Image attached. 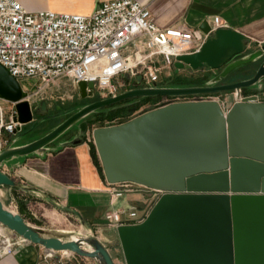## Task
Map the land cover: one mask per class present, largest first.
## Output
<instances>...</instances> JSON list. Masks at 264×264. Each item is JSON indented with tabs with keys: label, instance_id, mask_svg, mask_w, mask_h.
Masks as SVG:
<instances>
[{
	"label": "water",
	"instance_id": "1",
	"mask_svg": "<svg viewBox=\"0 0 264 264\" xmlns=\"http://www.w3.org/2000/svg\"><path fill=\"white\" fill-rule=\"evenodd\" d=\"M201 31L208 33L205 23ZM233 29H218L200 52L177 58L175 71L206 68L222 73L203 86L143 87L100 99L76 110L40 138L19 144L18 133L0 152V189L18 184L1 168L12 160L45 156L75 128L67 145L83 144L90 116L130 99H183L238 92H264V45ZM256 66L248 79L216 85L231 73ZM78 88L87 98L94 83ZM19 81L0 64V98L16 104V120L40 125L49 118L46 101L34 107ZM47 116V117H46ZM21 135V136H20ZM93 144L110 185L131 183L160 192L145 220L120 225L117 234L126 264H264V101L256 96L228 109L217 101L161 105L126 123L92 131ZM64 210L72 211L63 207ZM0 224L29 244L70 252L95 264H116L110 250L90 233L47 229L26 221L0 200Z\"/></svg>",
	"mask_w": 264,
	"mask_h": 264
},
{
	"label": "built area",
	"instance_id": "2",
	"mask_svg": "<svg viewBox=\"0 0 264 264\" xmlns=\"http://www.w3.org/2000/svg\"><path fill=\"white\" fill-rule=\"evenodd\" d=\"M209 32L185 25L162 28L155 24L148 7L137 0H111L101 4L89 16L56 13L50 10L29 12L17 0H0V64L18 81L35 80L31 96L62 78L79 83H94L88 96L108 99L131 90L136 78L143 87L161 83L164 72L175 69L177 58L201 51L206 40L218 29L226 28L220 17L209 24ZM128 76L129 81L119 80ZM264 93L245 96L235 92V102ZM213 96L168 99V105L179 102L218 101ZM30 102V101H29ZM222 107L230 108L226 101ZM16 104L0 98V152L23 130L17 118ZM119 186L115 188V186ZM111 185L116 198L131 191L134 184ZM155 193H160L151 190ZM150 213V212H149ZM148 212L136 208L106 213L109 227L142 223ZM128 217V224L123 220ZM28 242L0 224V258L12 255ZM57 255L64 264H74L77 255L46 251L45 260Z\"/></svg>",
	"mask_w": 264,
	"mask_h": 264
},
{
	"label": "crops",
	"instance_id": "3",
	"mask_svg": "<svg viewBox=\"0 0 264 264\" xmlns=\"http://www.w3.org/2000/svg\"><path fill=\"white\" fill-rule=\"evenodd\" d=\"M29 12L50 10L56 13H69L89 16L104 2L111 0H17ZM146 5L156 25L162 28L187 26L199 29L220 17L226 28L239 31L249 38L250 43L264 45V0H137ZM136 87L130 88L134 89ZM262 93V92H261ZM168 99V98H167ZM164 100L151 108L134 115L130 120L161 106ZM233 103L229 106L231 107ZM130 120L114 124L117 126ZM36 121V120H35ZM34 121V122H35ZM33 122V123H34ZM33 123H31L33 125ZM23 127L25 128L29 125ZM96 124V123H95ZM94 125V124H93ZM106 127V126H99ZM109 127V126H107ZM13 139V137L11 138ZM89 140L83 144L67 145V140H58L50 146L45 156L32 155L12 160L1 170L18 184L17 187L0 189V200L20 209L21 215L34 225L40 220L34 208L44 211L46 217L51 209L67 215L82 225L104 230V239L96 236L110 250L107 242L118 239L117 229L109 227L105 215L114 210L115 205L124 200L129 209L136 208L139 214L150 212L155 201L146 203L143 193L150 189L134 185L135 189L116 198L111 193L112 186L107 182L101 169V160ZM23 141L19 144H26ZM119 186H115L118 188ZM63 207L69 210H64ZM55 213L51 215L54 216ZM128 222V217L123 215ZM128 224V223H127ZM112 234L109 235L108 233ZM105 236V235H104ZM112 253V252H111ZM46 250L34 244H25L9 256L0 258V264H64L59 255L45 260ZM116 262V261H115ZM74 264H95L93 261L77 257Z\"/></svg>",
	"mask_w": 264,
	"mask_h": 264
},
{
	"label": "rangeland",
	"instance_id": "4",
	"mask_svg": "<svg viewBox=\"0 0 264 264\" xmlns=\"http://www.w3.org/2000/svg\"><path fill=\"white\" fill-rule=\"evenodd\" d=\"M250 50L254 49V44L250 43ZM207 69L204 70H192L190 68H185L184 70L179 71L176 73L175 69H173L170 72H164L160 86H173V87H192V86H203L205 85V82L208 80V72ZM119 80H125L129 81L128 76H121ZM21 87L23 90H26L29 93H32L36 86L37 82L35 80H28V81H19ZM143 86V84H141ZM133 87H136L134 85ZM254 89L257 91V87L255 86ZM251 89V88H250ZM213 97H216L219 99L217 102H219L220 105H222V102L226 101L228 105L230 106L235 101V92H225L223 94H215ZM95 99V96H88L87 98H82L79 88L77 85L73 83L72 80L68 78H62L55 82L54 85L48 87L46 90L42 92L40 95L31 96L28 101H30V104L34 107H39L40 103L44 100L47 103V108L49 109L48 115H57V118L52 119L50 121H46L44 123H41L40 125H29L27 128H25V134L22 137L21 141L19 143H22L25 141H32L37 138H40L47 132L51 131L53 128H55L57 125L62 123L67 117L72 115L76 110L80 109L84 105H87L89 102ZM137 99H130L127 102H123L117 105H113L110 107H107L103 110H101L105 115L108 113H111V118L114 116H119L122 114L121 109L123 107H129V110L126 112L125 115L119 116L115 118L114 120H103V122H98L94 125H92L89 128V132L87 136L84 138V140H89L90 147L97 152L96 148L93 147V137H92V131L93 129L100 128L99 126H113L114 124H118L120 122H124L127 120H130L134 115L145 111L149 108H151L156 102L164 100V103L168 102L167 98H161V97H152L149 99L144 100L145 103L140 104L139 102L134 101ZM132 103V104H131ZM130 104V105H127ZM136 106H138L137 110H133ZM107 113V114H106ZM94 116H90L88 120H92ZM121 125V124H120ZM78 135V131L75 128L71 132H69L66 136L62 138V140H71L74 136ZM15 137H13L14 139ZM12 139V140H13ZM101 169L103 171V168L101 166ZM104 174V173H103ZM136 186H133L131 188L135 189ZM151 190V189H150ZM147 192L143 193V197L146 200V203H150L152 201L157 202V200L160 197V193H155L153 191L146 190ZM10 210L17 212L21 214L19 211L20 209L16 208L15 206H11V204L6 205ZM36 214H38L39 219L37 224H41V226L49 227L54 230L58 231H64L74 234H80V233H90L94 234L96 236V232H98V235L104 239L106 237V233L104 230H100L98 228L93 229L91 227H87L82 225L81 221L74 220V218H70L65 214L58 213L56 211H53L49 209L50 211L46 212V217H42V214H45L44 211L38 210V208L33 209ZM114 210H124L127 211L129 208L125 204L124 200L119 201L115 207ZM55 213L54 216L51 214ZM30 222V221H28ZM109 235L112 233L109 232ZM105 235V236H104ZM108 246L111 249L112 255L114 257V260L116 261V264H126L124 260V256L122 253V249L120 246L119 238L116 239V236L113 237V240H109L107 242Z\"/></svg>",
	"mask_w": 264,
	"mask_h": 264
},
{
	"label": "flooded vegetation",
	"instance_id": "5",
	"mask_svg": "<svg viewBox=\"0 0 264 264\" xmlns=\"http://www.w3.org/2000/svg\"><path fill=\"white\" fill-rule=\"evenodd\" d=\"M256 69H257L256 66L243 67V68L231 73L227 78L222 79V81L217 83L216 85H224V84H229V83H235V82H238V81H242V80L248 79L251 76H253V74L255 73ZM222 71H223V68L220 69V70H217V71H213L211 69H207L208 80L205 82V84L208 81H210V80L214 79L215 77L219 76L222 73ZM254 89H256V88L242 89V94H244L245 96H251V95L253 96V95H256V94H261V92L255 91ZM262 93H264V92H262ZM90 103H93V102H89L88 104H90ZM48 117L49 118L54 117V114L48 115ZM37 119L38 118H36V120Z\"/></svg>",
	"mask_w": 264,
	"mask_h": 264
},
{
	"label": "trees",
	"instance_id": "6",
	"mask_svg": "<svg viewBox=\"0 0 264 264\" xmlns=\"http://www.w3.org/2000/svg\"><path fill=\"white\" fill-rule=\"evenodd\" d=\"M146 99H149V98H145V99H137V100H135L134 101V103L135 102H139L140 104H143V103H145L144 102V100H146ZM99 99L98 98H96V99H94V100H92L91 102H94V101H98ZM127 102V101H126ZM132 104V103H131ZM127 105H130V104H127ZM138 109V106H136L133 110H137ZM121 110H123L122 111V114L121 115H119V116H123V115H125L126 114V112L129 110V107H123V109H121ZM104 113L102 112V111H100V112H98V113H96V114H94L93 116H94V118L92 119V120H90L89 121V125H90V127L93 125V124H95V123H98V122H103V120H114L115 118H117V117H119V116H114V117H112L111 118V113H106L107 115H103ZM68 118V117H67ZM93 147H94V145H93ZM94 149H95V147H94Z\"/></svg>",
	"mask_w": 264,
	"mask_h": 264
}]
</instances>
